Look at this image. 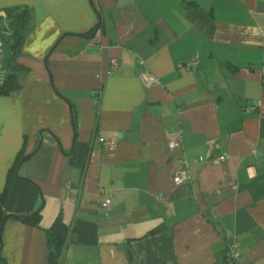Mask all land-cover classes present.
Here are the masks:
<instances>
[{
  "label": "crops",
  "instance_id": "1",
  "mask_svg": "<svg viewBox=\"0 0 264 264\" xmlns=\"http://www.w3.org/2000/svg\"><path fill=\"white\" fill-rule=\"evenodd\" d=\"M92 1L0 0V40L8 11L30 13L20 86L0 95V192L7 213L42 214L7 218L0 264H47L60 213L61 264H222L234 240L239 264H264V0Z\"/></svg>",
  "mask_w": 264,
  "mask_h": 264
},
{
  "label": "trees",
  "instance_id": "2",
  "mask_svg": "<svg viewBox=\"0 0 264 264\" xmlns=\"http://www.w3.org/2000/svg\"><path fill=\"white\" fill-rule=\"evenodd\" d=\"M8 31L6 34H2V44L4 49V57L6 60L7 76L2 84H0V95H7L19 88L20 83L18 79L17 69L18 65L16 59L22 53L23 43L25 40V34L29 27L30 13L27 9L18 8L16 11H8ZM92 29L89 33H93L96 29ZM4 35V36H3ZM3 57V58H4ZM87 155V146L82 143H78L77 138L75 141V147L71 156V162L75 165L83 167L85 165V159ZM27 156L20 154L13 167L11 173L17 172V169L23 159ZM10 173V175H11ZM8 195V187L0 192V234L2 235L3 227L7 218L15 216L21 220L30 222L33 225H39L42 217L41 211H36L28 215H11L5 211L4 205ZM70 229L64 223L62 214L60 213L51 227L46 232V244H47V264H61V258L64 253L67 241L69 238ZM1 242H0V261H4L1 254Z\"/></svg>",
  "mask_w": 264,
  "mask_h": 264
},
{
  "label": "built area",
  "instance_id": "3",
  "mask_svg": "<svg viewBox=\"0 0 264 264\" xmlns=\"http://www.w3.org/2000/svg\"><path fill=\"white\" fill-rule=\"evenodd\" d=\"M4 52H3V45L0 40V84L4 82L7 76V69L2 66L1 64V59L3 58ZM185 66L192 69L196 70L198 68V65L200 64V59L197 56H191L185 61ZM119 65L118 59L112 58L110 60V68H115ZM141 78L144 82V84L147 87H150L152 85H155L158 83V78L150 73L148 69L144 68L141 71ZM96 103L98 106L100 105L101 97H102V87H100L98 90L94 91ZM260 102L258 103V105ZM257 105V104H256ZM100 142H101V149L102 150H108L111 148L116 147L117 141L115 139H110L106 137H100ZM168 147L170 150H181L183 149V137L181 132H177L174 134L172 138L168 140ZM226 159V155H221L219 157H215L213 159V162H221ZM181 161L184 163L183 167L176 172L174 175L173 181L176 185H182L184 183H187L190 178V173H189V160L186 158L185 154L181 158ZM161 200H164L163 196H159ZM103 205H110L112 200L111 199H106L101 201ZM242 256V251H241V243L237 240H234L232 242H228L226 246V253H225V259L222 264H239V261Z\"/></svg>",
  "mask_w": 264,
  "mask_h": 264
},
{
  "label": "water",
  "instance_id": "4",
  "mask_svg": "<svg viewBox=\"0 0 264 264\" xmlns=\"http://www.w3.org/2000/svg\"><path fill=\"white\" fill-rule=\"evenodd\" d=\"M91 2L93 3V1L91 0ZM72 111V109H71ZM0 242L2 243V235L0 234ZM2 245V244H1Z\"/></svg>",
  "mask_w": 264,
  "mask_h": 264
}]
</instances>
